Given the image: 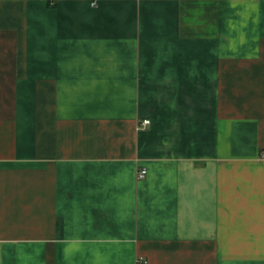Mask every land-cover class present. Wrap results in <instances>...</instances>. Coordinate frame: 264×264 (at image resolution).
<instances>
[{
	"label": "crops",
	"instance_id": "crops-1",
	"mask_svg": "<svg viewBox=\"0 0 264 264\" xmlns=\"http://www.w3.org/2000/svg\"><path fill=\"white\" fill-rule=\"evenodd\" d=\"M0 261L264 264V0H0Z\"/></svg>",
	"mask_w": 264,
	"mask_h": 264
},
{
	"label": "built area",
	"instance_id": "built-area-1",
	"mask_svg": "<svg viewBox=\"0 0 264 264\" xmlns=\"http://www.w3.org/2000/svg\"><path fill=\"white\" fill-rule=\"evenodd\" d=\"M144 123H145V124H148V123H150V121H149V120H145ZM146 174H147V170H146V169H142V170L139 171L138 177H139L140 179H141V178H144V177L146 176ZM0 262H1V261H0Z\"/></svg>",
	"mask_w": 264,
	"mask_h": 264
}]
</instances>
